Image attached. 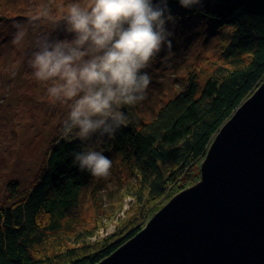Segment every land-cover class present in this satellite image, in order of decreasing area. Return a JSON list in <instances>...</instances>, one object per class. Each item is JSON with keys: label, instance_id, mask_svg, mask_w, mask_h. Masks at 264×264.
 I'll return each instance as SVG.
<instances>
[{"label": "trees", "instance_id": "trees-1", "mask_svg": "<svg viewBox=\"0 0 264 264\" xmlns=\"http://www.w3.org/2000/svg\"><path fill=\"white\" fill-rule=\"evenodd\" d=\"M167 6L174 19L166 28L183 61L191 44L182 40L174 46V36L185 27L205 34V41L216 35L220 58L212 70L182 63L183 88L163 100L150 120L130 121L104 141L120 153L127 174L137 178L135 188L128 183L116 188L119 195L127 188L132 199L127 212L135 215L117 218L114 231L100 242L71 231L81 193L93 176L73 164V153L84 151L81 142L54 139L30 188L20 192L10 182L0 199V264H97L107 258L162 208L153 207L157 200L191 185L213 137L264 81V0H201L192 8L167 0Z\"/></svg>", "mask_w": 264, "mask_h": 264}, {"label": "rangeland", "instance_id": "rangeland-1", "mask_svg": "<svg viewBox=\"0 0 264 264\" xmlns=\"http://www.w3.org/2000/svg\"><path fill=\"white\" fill-rule=\"evenodd\" d=\"M73 2L75 0H0V199L6 194L5 189L10 182L16 184L20 192L30 188L46 161L47 146L49 147L54 139L79 141L83 144L84 151L97 150L112 160L109 175L91 179L90 184L81 193L80 208L75 217L69 219L72 221L70 225H74L71 231H75L76 234H89L91 238L85 239H89L90 243H96L114 231L117 218L127 219L135 215L127 212L132 200L127 188L122 189L123 192L120 193L124 195H119L116 188L119 183L125 186L128 183L135 188L137 178L127 174V166L121 163L120 153L105 145L107 136L101 138L97 134L85 142L75 136L61 137L60 129L69 104L52 101L46 92L48 85L37 82L28 66V60L35 49L36 38L41 33L50 32L52 39L73 38V34L65 31L64 22L61 21L67 5ZM45 4L53 9V17L36 25L25 23L27 30L25 39L20 45H13L11 41L15 22L29 20ZM194 24L190 23L191 26ZM185 30H177L174 46L182 40L191 44V49L187 52V61L181 59L179 51L181 47L172 48V53L168 56V49L165 46L154 58L151 66L141 70L151 75L152 81L147 89L146 99L131 108L122 109L129 114L131 123L150 120L163 104V100L173 97L183 88L182 77L185 72L182 69L185 66L182 63L189 62L190 66L199 65L204 70L209 68L212 70L213 64L220 58L216 35L205 41V34H195L186 27ZM185 36L187 38H184ZM164 57L166 58L163 59ZM204 159L198 165V172L192 176L191 185L183 189L179 185L178 188L181 190L173 194H178L199 182L200 167ZM93 193L95 198L92 197ZM101 193L102 199L99 200ZM171 197L170 195L157 200L153 207L159 210ZM121 205L123 208H120ZM94 219L98 222H92ZM48 247L46 245L43 248L49 249Z\"/></svg>", "mask_w": 264, "mask_h": 264}, {"label": "clouds", "instance_id": "clouds-1", "mask_svg": "<svg viewBox=\"0 0 264 264\" xmlns=\"http://www.w3.org/2000/svg\"><path fill=\"white\" fill-rule=\"evenodd\" d=\"M179 3L192 8L201 0ZM168 12L167 0H75L61 18L65 31L73 34L71 40L52 39L50 32L36 38L28 60L31 74L48 85L52 101L69 104L62 138L75 136L85 142L98 134L112 139L129 125V114L122 109L146 99L152 81L141 70L151 66L162 47L168 56L172 53L173 33L166 23L174 18ZM52 17L53 9L45 4L29 20L15 22L12 44L25 39V23L36 25ZM73 157V164L93 177H107L112 167V160L97 150L75 152Z\"/></svg>", "mask_w": 264, "mask_h": 264}, {"label": "water", "instance_id": "water-1", "mask_svg": "<svg viewBox=\"0 0 264 264\" xmlns=\"http://www.w3.org/2000/svg\"><path fill=\"white\" fill-rule=\"evenodd\" d=\"M97 264H264V81L213 137L199 182Z\"/></svg>", "mask_w": 264, "mask_h": 264}]
</instances>
